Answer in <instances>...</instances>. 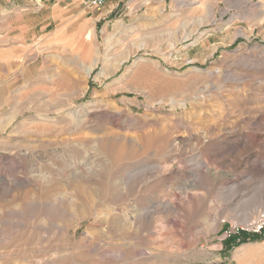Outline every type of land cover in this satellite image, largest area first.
<instances>
[{
    "label": "rangeland",
    "instance_id": "rangeland-1",
    "mask_svg": "<svg viewBox=\"0 0 264 264\" xmlns=\"http://www.w3.org/2000/svg\"><path fill=\"white\" fill-rule=\"evenodd\" d=\"M104 8L0 0V264H264V0Z\"/></svg>",
    "mask_w": 264,
    "mask_h": 264
},
{
    "label": "built area",
    "instance_id": "built-area-1",
    "mask_svg": "<svg viewBox=\"0 0 264 264\" xmlns=\"http://www.w3.org/2000/svg\"><path fill=\"white\" fill-rule=\"evenodd\" d=\"M107 0H82V5L88 9L100 10L106 6ZM264 232V211L254 218L242 223L231 224L225 233V239L231 240L244 235H257Z\"/></svg>",
    "mask_w": 264,
    "mask_h": 264
},
{
    "label": "bare ground",
    "instance_id": "bare-ground-1",
    "mask_svg": "<svg viewBox=\"0 0 264 264\" xmlns=\"http://www.w3.org/2000/svg\"><path fill=\"white\" fill-rule=\"evenodd\" d=\"M98 58H99V54L97 55V59H96V62H95L96 64H97V62H98ZM96 64H95V65H96ZM86 72H87V75H90L91 72H92V67L87 68V71H86ZM183 106H184V105H183ZM184 107H185V106H184ZM10 165H11V164H10ZM75 182H76V181H75ZM72 183H73V182H72ZM75 184H76V183H75ZM73 185H74V184H73ZM74 186H76V185H74ZM74 186H73V188H75ZM84 191H85V190H84ZM81 193H82V191H81Z\"/></svg>",
    "mask_w": 264,
    "mask_h": 264
},
{
    "label": "crops",
    "instance_id": "crops-1",
    "mask_svg": "<svg viewBox=\"0 0 264 264\" xmlns=\"http://www.w3.org/2000/svg\"><path fill=\"white\" fill-rule=\"evenodd\" d=\"M112 1H114V0H107V3H106L105 8H106V7L108 6V4L111 3ZM105 8H104V9H105Z\"/></svg>",
    "mask_w": 264,
    "mask_h": 264
}]
</instances>
